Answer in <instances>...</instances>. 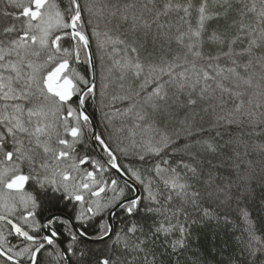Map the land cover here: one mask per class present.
<instances>
[{
    "label": "snow or ice",
    "instance_id": "6c2138e0",
    "mask_svg": "<svg viewBox=\"0 0 264 264\" xmlns=\"http://www.w3.org/2000/svg\"><path fill=\"white\" fill-rule=\"evenodd\" d=\"M0 264H264V0H0Z\"/></svg>",
    "mask_w": 264,
    "mask_h": 264
}]
</instances>
